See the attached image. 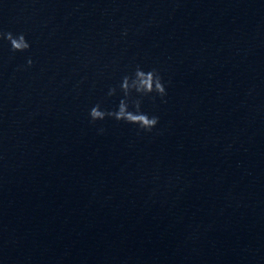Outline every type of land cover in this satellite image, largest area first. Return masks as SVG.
Returning <instances> with one entry per match:
<instances>
[{
	"label": "clouds",
	"instance_id": "9594fccd",
	"mask_svg": "<svg viewBox=\"0 0 264 264\" xmlns=\"http://www.w3.org/2000/svg\"><path fill=\"white\" fill-rule=\"evenodd\" d=\"M127 35V29L122 33ZM0 40H7L10 44V50L15 52H25L30 49V44L23 33L13 34L12 32L0 31ZM33 60H27V67L33 66ZM119 90L122 97L117 107L113 110H106L99 103L92 106L89 110V118L91 123L103 121L107 118L114 119L118 122L122 121L127 124L136 125L140 131L151 133L158 125L159 117L149 115L142 111V100L145 97H159L161 102L167 103L166 84L155 68L145 71L139 65L135 67L131 75H125L121 78ZM117 93L116 87H110L107 95L114 96ZM102 133L104 130L101 128Z\"/></svg>",
	"mask_w": 264,
	"mask_h": 264
}]
</instances>
